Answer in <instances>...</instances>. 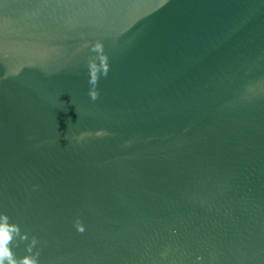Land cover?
Instances as JSON below:
<instances>
[{"label":"water","instance_id":"95a60500","mask_svg":"<svg viewBox=\"0 0 264 264\" xmlns=\"http://www.w3.org/2000/svg\"><path fill=\"white\" fill-rule=\"evenodd\" d=\"M0 264H264V0H0Z\"/></svg>","mask_w":264,"mask_h":264}]
</instances>
